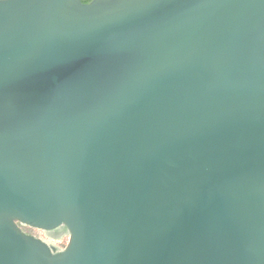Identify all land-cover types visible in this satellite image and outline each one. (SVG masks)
<instances>
[{
  "label": "water",
  "instance_id": "water-1",
  "mask_svg": "<svg viewBox=\"0 0 264 264\" xmlns=\"http://www.w3.org/2000/svg\"><path fill=\"white\" fill-rule=\"evenodd\" d=\"M0 264H264V0L0 2Z\"/></svg>",
  "mask_w": 264,
  "mask_h": 264
},
{
  "label": "rangeland",
  "instance_id": "rangeland-1",
  "mask_svg": "<svg viewBox=\"0 0 264 264\" xmlns=\"http://www.w3.org/2000/svg\"><path fill=\"white\" fill-rule=\"evenodd\" d=\"M21 227L24 232L43 239L49 244L54 245L58 250L64 249L69 242V232L63 233L59 238H56L53 233L50 232L51 230L47 231L41 228L32 227L25 224H21Z\"/></svg>",
  "mask_w": 264,
  "mask_h": 264
},
{
  "label": "trees",
  "instance_id": "trees-1",
  "mask_svg": "<svg viewBox=\"0 0 264 264\" xmlns=\"http://www.w3.org/2000/svg\"><path fill=\"white\" fill-rule=\"evenodd\" d=\"M85 1V0H83ZM51 233H53V235L56 237V238H59L63 233H66V232H69L68 229L65 227V226H60L54 230H51L50 231Z\"/></svg>",
  "mask_w": 264,
  "mask_h": 264
},
{
  "label": "flooded vegetation",
  "instance_id": "flooded-vegetation-1",
  "mask_svg": "<svg viewBox=\"0 0 264 264\" xmlns=\"http://www.w3.org/2000/svg\"><path fill=\"white\" fill-rule=\"evenodd\" d=\"M90 0H85V2H89Z\"/></svg>",
  "mask_w": 264,
  "mask_h": 264
},
{
  "label": "snow or ice",
  "instance_id": "snow-or-ice-1",
  "mask_svg": "<svg viewBox=\"0 0 264 264\" xmlns=\"http://www.w3.org/2000/svg\"><path fill=\"white\" fill-rule=\"evenodd\" d=\"M0 2H3V0H0Z\"/></svg>",
  "mask_w": 264,
  "mask_h": 264
}]
</instances>
